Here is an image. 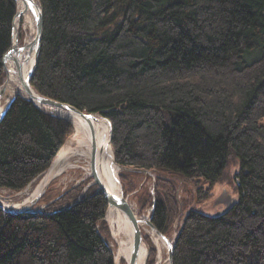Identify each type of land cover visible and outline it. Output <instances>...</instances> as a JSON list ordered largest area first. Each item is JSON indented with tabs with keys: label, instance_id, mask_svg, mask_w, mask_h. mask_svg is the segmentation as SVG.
<instances>
[{
	"label": "trees",
	"instance_id": "16d2710c",
	"mask_svg": "<svg viewBox=\"0 0 264 264\" xmlns=\"http://www.w3.org/2000/svg\"><path fill=\"white\" fill-rule=\"evenodd\" d=\"M38 2L44 31L32 87L110 122L116 164L155 177L141 209L150 207L162 236L179 216L180 188L196 190L173 264H264V0ZM17 10L16 0H0V86ZM73 133L17 97L0 123V191H25ZM231 160L238 171L226 212L211 202ZM81 188L41 213L0 208V264H115L105 197L89 190L75 204Z\"/></svg>",
	"mask_w": 264,
	"mask_h": 264
},
{
	"label": "bare ground",
	"instance_id": "6f19581e",
	"mask_svg": "<svg viewBox=\"0 0 264 264\" xmlns=\"http://www.w3.org/2000/svg\"><path fill=\"white\" fill-rule=\"evenodd\" d=\"M37 0L17 1L19 16L14 23L13 44L19 45L21 26L28 34L25 46L30 48L37 35L34 13H38ZM17 40L19 42L17 43ZM35 51L30 50L17 53L13 60L6 64V91L0 99V115H2L11 101L17 97H27L24 91L18 67H23V78L28 79L34 68ZM65 118L73 127V136L61 148L53 161L50 169L46 171L35 187H29L24 192V200L14 204L0 196V203L6 210L21 212L32 209V202L42 196L51 183L56 180L71 177L80 185L88 183L90 190L98 188L99 183L104 186L111 195L120 197L122 186L119 183L120 168L117 166L112 145L110 143V125L100 116L83 118L66 111H53ZM134 210V209H133ZM135 214L136 211L134 210ZM137 215V214H136ZM139 219V218H138ZM148 219H139L140 227L147 225ZM105 222L108 223L111 237L110 249L114 255L115 264H131L134 250L133 229L129 218L117 209L108 208ZM149 234L157 248L158 259L162 256L163 249H169L166 241L157 235L152 229ZM149 248L142 246L135 264H147Z\"/></svg>",
	"mask_w": 264,
	"mask_h": 264
},
{
	"label": "rangeland",
	"instance_id": "374dc122",
	"mask_svg": "<svg viewBox=\"0 0 264 264\" xmlns=\"http://www.w3.org/2000/svg\"><path fill=\"white\" fill-rule=\"evenodd\" d=\"M38 2V0H37ZM39 3V2H38ZM23 26H21V33L20 35H22V39L20 38V42L19 45L21 47H23L25 45V41L27 40L28 34L25 33V30L23 31ZM5 81V80H4ZM112 142V141H111ZM113 149V148H112ZM114 153V152H113ZM115 157V155H114ZM119 166V165H117ZM120 167V166H119ZM126 169V168H125ZM238 171V165L235 163V161L230 162V164L228 165L227 171L225 172V175L223 177V179L219 182L218 185H216L214 187V198L212 199V205H213V201L218 198L224 191L229 192V194L234 198V185L232 184V182L234 181V177L235 174ZM121 174H124L126 179L123 181L121 179ZM144 177L142 178H137L134 177L132 175V173L130 171H126V170H120V174H119V181H120V185L122 186V191L123 194L126 193V198L129 200V203L132 205L133 209L136 211V214L138 216L139 219H148V221H150V214H151V209L150 207H147L144 211H142L141 209V203L144 200V196L146 194V192L148 191L149 194H153L154 196V189H155V181H154V175L153 174H143ZM41 177V176H40ZM40 177L35 180L29 187H35L36 183L40 180ZM234 183V182H233ZM78 187H82L81 193L78 196L79 200L85 193H87L89 190H86L89 186L88 183H84L82 186L78 183L77 180L72 179L71 177H65L59 180L54 181L53 183H51L49 185V187L47 188V191H45V194L42 196L41 200L39 201L38 205L34 206L35 210H45L47 206L51 205V204H59V200L61 198V196H63V194L76 189ZM28 189V188H27ZM26 189V190H27ZM25 190V191H26ZM96 190V188L90 189V191H94ZM21 193H12V192H8V191H0V196L2 198H4L5 200H8L11 203L14 204H18L20 202H22L25 198V196L23 195L24 192ZM179 196V216L177 217V219L174 222L173 225V229L172 232L170 234V236L168 238H166L172 246H174V239L177 236L178 233V229L182 226V221L186 216V213L188 212V210L193 207L194 205H196L197 203V193L195 195L194 192V196L193 194H185V192H183L182 188H180L179 192H178ZM76 200V201H77ZM68 198L65 199V204H68ZM64 202V201H62ZM222 208V207H221ZM108 225V223H107ZM109 226V225H108ZM151 230V228L148 225H144L142 228V234H143V238L145 237L144 241H145V246H147L148 251H149V256H148V261L147 264H170L169 263V250L167 248L163 249L162 251V256L160 258V260L158 259V251L157 248L149 234V231ZM106 241L110 247V242L111 237L109 234V238H106ZM153 252H154V256H153Z\"/></svg>",
	"mask_w": 264,
	"mask_h": 264
},
{
	"label": "water",
	"instance_id": "95a60500",
	"mask_svg": "<svg viewBox=\"0 0 264 264\" xmlns=\"http://www.w3.org/2000/svg\"><path fill=\"white\" fill-rule=\"evenodd\" d=\"M18 0H16L17 2ZM24 2H26L27 0H23ZM39 4V3H38ZM38 13H34V17H35V27H36V31H37V35L35 37V40L32 44V46L30 48H27L25 45L21 48H16V46L13 44L11 50L7 53V55L4 58L3 64H4V69H5V74H6V64L7 62H9L10 60H13L15 55L17 53H20L21 51H25V50H30V53L34 50L35 51V62H34V68L31 71V73L29 74V77L27 80H25L23 78V67L19 66L18 67V72H19V76L24 88L25 93L27 94V97H22L20 95V97L28 100L29 102H31L32 104H34L39 110L43 111L44 113L50 115V116H54L56 118H61L66 120L65 118L57 115V114H53V111L58 110V111H66L69 112L73 115L79 116V117H83V118H92L95 116H99L96 114H88L86 112H81L79 110H77L76 108L68 105V104H63L60 103L58 101L52 100L50 98L44 97L42 95H40L33 87L31 84V81L33 79V76L35 74L36 68H37V63H38V59L40 56V51H41V41H42V37H43V31H44V16H43V11L42 8L40 6V4L38 5ZM19 16V14L17 13V16L15 19H17V17ZM19 42V40H17V43ZM6 83L4 81L3 85L0 86V99L4 97L5 95V91H6ZM19 97V96H17ZM15 97L11 103L9 104V106L6 108L5 112L0 115V123L2 122L3 118L5 117V115L7 114V112L9 111V109L11 108L14 100L17 98ZM105 120V119H104ZM107 121V120H106ZM108 122V121H107ZM110 125V143L112 141V134H113V130H112V126L110 124V122H108ZM121 170H126V171H130L131 173H142V174H148L149 172L147 171H142V170H137V169H125L122 167H119ZM120 183V181H119ZM98 188H97V192L101 193L104 197L105 200L108 204L109 208L112 209H117L120 212H122L123 214H125L129 220L130 223L132 225V229H133V237H134V250H133V258H132V263L131 264H135L137 259H138V255H139V251L141 249L142 246H145V241L143 238V234H142V229L140 227V222L138 219V216L135 214L132 205L129 203V200L124 196L123 192L122 195L120 197H117L115 195H111L107 189L102 186L101 183L97 184ZM29 188V187H28ZM195 195H196V190L194 189ZM45 194V192H44ZM43 194V195H44ZM42 195V196H43ZM42 196L37 197L35 200H33L32 202V207L36 206L39 201L41 200ZM80 201L77 200L75 202V204H77ZM233 197L229 194V192L224 191L218 198H216L213 201V206L214 207H224L225 211H229L233 205ZM74 204V205H75ZM0 208L3 209L6 213L8 214H22V213H41L38 210H25V211H21V212H14V211H9L6 210L3 205L0 203ZM146 224L159 236H161L166 243L169 246V263L173 264V250L174 247L171 245V243L166 239V237L162 236L153 226L151 219L150 221H147Z\"/></svg>",
	"mask_w": 264,
	"mask_h": 264
}]
</instances>
